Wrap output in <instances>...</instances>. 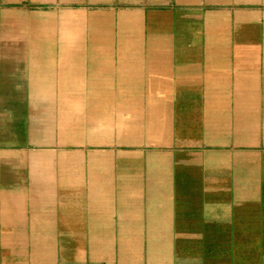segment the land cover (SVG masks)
<instances>
[{"label":"crops","instance_id":"0c3cea01","mask_svg":"<svg viewBox=\"0 0 264 264\" xmlns=\"http://www.w3.org/2000/svg\"><path fill=\"white\" fill-rule=\"evenodd\" d=\"M0 264H264V0H0Z\"/></svg>","mask_w":264,"mask_h":264}]
</instances>
